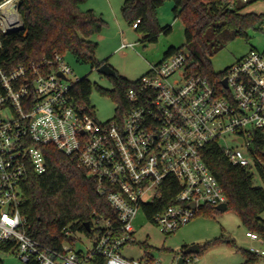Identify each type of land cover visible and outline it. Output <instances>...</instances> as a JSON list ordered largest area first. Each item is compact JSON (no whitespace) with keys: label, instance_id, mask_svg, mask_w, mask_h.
Here are the masks:
<instances>
[{"label":"built area","instance_id":"built-area-1","mask_svg":"<svg viewBox=\"0 0 264 264\" xmlns=\"http://www.w3.org/2000/svg\"><path fill=\"white\" fill-rule=\"evenodd\" d=\"M22 29L19 0L1 2L0 54L2 35ZM72 73L58 53L39 61L0 63V240L14 239L24 264H160L147 253L129 258L121 252L135 242L133 220L140 212L148 219L144 206L173 188V203L152 221L165 233L189 223L203 206L227 202L203 158L212 142L219 143L232 164L261 177L264 50L252 49L218 78L196 72L188 52L164 56L133 81L126 91L127 108L116 101L117 113L108 121L96 117L91 103L78 102L74 88L81 78H70ZM50 145L78 158L117 214L119 226L107 219L95 236L67 228L66 235L75 241L61 248L27 233L20 211L22 184L31 172H46L43 147ZM77 233L90 246H81ZM247 234L259 238L253 231Z\"/></svg>","mask_w":264,"mask_h":264},{"label":"trees","instance_id":"trees-1","mask_svg":"<svg viewBox=\"0 0 264 264\" xmlns=\"http://www.w3.org/2000/svg\"><path fill=\"white\" fill-rule=\"evenodd\" d=\"M5 0H0V3ZM88 0H19V13L23 29L2 35L3 51L0 63L39 61L56 53L65 57L73 54L81 63L98 68L103 62L96 56L98 42L93 36L102 31L104 19L94 9L83 10L81 5ZM167 0H124L122 12L130 25L140 20L135 30L143 41H157L161 33L170 34L171 25H161L156 13ZM255 0H173L174 14L185 26L186 41L181 47L169 46L164 55L175 52H188L196 72L208 77L218 78L223 74L212 68L210 56L223 44L220 37L232 34L245 36L249 28H262L264 13L243 12ZM112 89L99 88L110 95L121 106L127 108V89L133 81L121 74L110 77ZM93 83L81 78L74 88L80 103L90 104ZM263 140L256 147L262 150ZM47 159V170L42 174L31 172L22 184L23 197L20 211L25 218L27 233L43 243L61 248L65 242L74 243L72 233L81 232L95 236L103 227L104 221L111 220L112 226H119L118 216L97 186L88 171L80 165L78 158L67 155L56 146L43 147ZM203 158L223 186L227 195L228 209L233 208L242 223L255 233L264 237V187L257 186L255 174L230 162L218 142L208 144L203 150ZM264 179V170H261ZM174 188L164 196L144 206L149 220L173 203ZM219 211L214 205H205L202 211ZM98 228L88 230L86 223ZM257 233V234H258ZM226 238L216 237L205 244L203 249L216 245ZM94 240L96 238H93ZM234 243V242H232ZM0 251H16L14 239L0 240ZM245 261L241 264H257L258 255L243 250ZM28 264H38L31 261Z\"/></svg>","mask_w":264,"mask_h":264},{"label":"rangeland","instance_id":"rangeland-1","mask_svg":"<svg viewBox=\"0 0 264 264\" xmlns=\"http://www.w3.org/2000/svg\"><path fill=\"white\" fill-rule=\"evenodd\" d=\"M123 3L124 0H88L81 8L94 9L105 21L102 31L93 36L98 42L97 58L108 62L117 73L128 80L136 81L150 70L151 63L161 61L169 46L181 47L185 43V26L174 14L173 0H167L158 8L156 16L161 25H171L172 32L161 33L154 42L143 41L142 35L125 19L122 12ZM243 12L264 13V0L253 1ZM220 41L223 46L210 56L212 68L216 72L224 71L252 49L264 50V27L249 28L245 36H233L230 33L220 37ZM65 59L73 69L70 78H87L93 83L90 103L94 107L96 117L100 121L113 118L117 113V102L99 90L112 89L114 84L111 78L97 68L79 62L71 53L66 54ZM255 183L264 187V179L260 176H256ZM261 218L264 220V211ZM133 226L135 242L126 244L121 252L129 258H141L147 253L155 260H160V264H241L245 261L243 250H264V237L258 232V239L248 236L249 229L233 208L225 211L203 210L189 223L170 233L163 232L142 212L133 220ZM221 235L226 237L222 242L198 253L210 240ZM77 236L84 241L81 246H90L85 236L80 233H77ZM193 245L198 247V252H182L183 248ZM0 264L24 262L17 255V251H0ZM257 264H264V254L259 257Z\"/></svg>","mask_w":264,"mask_h":264},{"label":"water","instance_id":"water-1","mask_svg":"<svg viewBox=\"0 0 264 264\" xmlns=\"http://www.w3.org/2000/svg\"><path fill=\"white\" fill-rule=\"evenodd\" d=\"M98 71H100L101 73H104L106 74L107 76L109 77H112V76H116L117 75V70L111 66L108 62H103L98 68ZM216 208L219 210V211H225L228 209V203L227 202H223L219 205L216 206ZM86 227L88 230L91 229V225L89 222L86 223ZM198 247L196 245H193V246H188L186 248H183L182 252L184 254H188V253H192V252H198ZM184 258L181 259V261H183Z\"/></svg>","mask_w":264,"mask_h":264},{"label":"crops","instance_id":"crops-1","mask_svg":"<svg viewBox=\"0 0 264 264\" xmlns=\"http://www.w3.org/2000/svg\"><path fill=\"white\" fill-rule=\"evenodd\" d=\"M123 44H125V43H123ZM164 56H165V55H164ZM162 59H163V58H162ZM162 59H161V60H162ZM158 62H159V61H158ZM158 62H157V63H158ZM154 64H156V63H151V66L154 65Z\"/></svg>","mask_w":264,"mask_h":264}]
</instances>
